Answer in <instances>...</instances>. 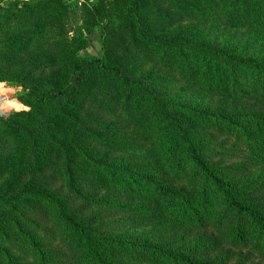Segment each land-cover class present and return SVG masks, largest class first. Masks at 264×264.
<instances>
[{
  "label": "trees",
  "instance_id": "1",
  "mask_svg": "<svg viewBox=\"0 0 264 264\" xmlns=\"http://www.w3.org/2000/svg\"><path fill=\"white\" fill-rule=\"evenodd\" d=\"M15 1L22 35L4 5L0 60L28 81L30 111L0 119L26 137L0 171V264H264V179L249 177L264 168V58L201 38L209 26L264 37V0H124V13L82 0L98 58L68 37L59 0ZM122 210L135 235L105 229ZM180 229L208 235L191 246L166 236Z\"/></svg>",
  "mask_w": 264,
  "mask_h": 264
},
{
  "label": "rangeland",
  "instance_id": "2",
  "mask_svg": "<svg viewBox=\"0 0 264 264\" xmlns=\"http://www.w3.org/2000/svg\"><path fill=\"white\" fill-rule=\"evenodd\" d=\"M33 1V0H32ZM60 2H54V4H59L60 7L64 8L65 10V19L63 20V24L66 25L65 30L70 31L68 34V37L75 38L79 34L82 35V37L87 41L88 46L85 50H83L81 53L82 56L88 57V58H98L101 55V48H100V37L99 34L94 32L91 35H86L84 29H83V19H82V0H59ZM94 1V0H89ZM110 4V3H109ZM8 7L10 9V12L14 13L17 17L13 23L9 24L10 29L9 33L12 32L14 35L21 36V29L19 30V22L16 21L17 19H21L20 17V9L19 6L20 3L12 0L11 2H6L0 0V24L3 23L2 16L4 15L3 8ZM127 2L124 0H114L111 5H109L110 8H112L116 13H124L125 12V6H127ZM5 31H3L1 25H0V39L2 37V34ZM11 36L8 35L4 37L5 40L9 39ZM207 40L213 41L216 39L223 44V42L227 41L231 45H235L236 47H243L247 48L248 52L253 53L256 57L264 58V37L258 36L253 29L250 27H243V28H235V29H226L224 27L219 28V30H216V27H204L202 29V37ZM3 40V38L1 39ZM4 41V40H3ZM0 46L5 47L4 44H0ZM0 47V49H2ZM20 74L18 75L17 72L14 74H11L10 68L6 63L0 60V82H3L6 87L11 88V92H5L4 95L10 94L15 95L16 100L25 106H27L28 111H30V108L28 105L22 100V97L27 93L25 90V87L23 86V78ZM25 81V80H23ZM28 82L27 80L25 81ZM176 88L182 87L181 84L175 85ZM191 91H187L186 93V99L191 100L192 98H198V94L194 95ZM201 94V93H200ZM201 96H205L202 95ZM230 101V105H226L225 107L227 109H231L232 113H258L259 110L256 106L245 103V102H236L233 100H220L219 98H203V103L206 106H218V105H224L225 103ZM35 111L37 112L38 116L41 118V122L43 125L47 124L50 126L52 124V117L49 115L48 109L45 107L35 106ZM21 111H15L13 110L12 115L7 120V122L18 124V121H16L14 118L15 114L22 112ZM26 111V112H28ZM44 134V130H41L40 133L37 131V135L39 137H42ZM26 149V137L20 134H9L7 131V127H3L2 124H0V171H3L4 169H7V163L10 161L15 160L18 156H20ZM19 169L15 170V173H18ZM23 174V173H22ZM249 177H252V179L255 178H262L264 179V168L258 169L254 172L249 173ZM24 185H28L29 181H23ZM1 184V183H0ZM5 185V184H4ZM89 188L96 190L95 187L90 186ZM95 193V191H93ZM98 192V191H97ZM125 200V199H122ZM123 215L119 216L118 213L110 215V217L105 218V229L107 231H112L113 233H122L127 232L131 235H135V232L133 231L134 224L130 223L127 226H119V219L121 217H126V214L124 210H122ZM103 216V215H101ZM136 229H140L138 227H135ZM135 229V230H136ZM143 232V229L138 233L141 234ZM153 234L155 231L152 232ZM208 233L202 231V230H189V229H180V230H173L170 233H166V236L169 239H181L185 243V245L191 246L195 244L196 242L203 241L207 238Z\"/></svg>",
  "mask_w": 264,
  "mask_h": 264
},
{
  "label": "clouds",
  "instance_id": "3",
  "mask_svg": "<svg viewBox=\"0 0 264 264\" xmlns=\"http://www.w3.org/2000/svg\"><path fill=\"white\" fill-rule=\"evenodd\" d=\"M5 92H11V88L6 87L3 82H0V96H3ZM0 110L28 111V108L13 98L6 100L3 104H0Z\"/></svg>",
  "mask_w": 264,
  "mask_h": 264
},
{
  "label": "water",
  "instance_id": "4",
  "mask_svg": "<svg viewBox=\"0 0 264 264\" xmlns=\"http://www.w3.org/2000/svg\"><path fill=\"white\" fill-rule=\"evenodd\" d=\"M13 98L15 99L16 96L10 94L0 96V104H3L6 100ZM12 113L13 110H0V119H2L3 121H7L12 115Z\"/></svg>",
  "mask_w": 264,
  "mask_h": 264
}]
</instances>
